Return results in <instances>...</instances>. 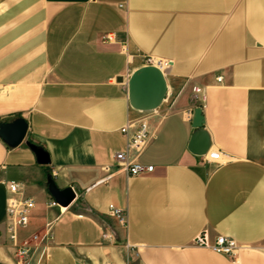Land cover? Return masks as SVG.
Returning <instances> with one entry per match:
<instances>
[{
	"label": "crops",
	"instance_id": "1",
	"mask_svg": "<svg viewBox=\"0 0 264 264\" xmlns=\"http://www.w3.org/2000/svg\"><path fill=\"white\" fill-rule=\"evenodd\" d=\"M3 1H19L41 27L31 46L0 57V124L28 123L18 147L0 138V264H264V0ZM108 34L115 42H103ZM149 59L167 64V94L142 113L128 80ZM194 86L206 91L217 163L188 150ZM143 116L151 138L138 160L154 171L132 177L114 155L126 147L122 128ZM48 176L74 189L69 207L49 205ZM10 183L35 202L17 231L31 242L25 258L5 228ZM204 230L245 248L232 259L194 246Z\"/></svg>",
	"mask_w": 264,
	"mask_h": 264
},
{
	"label": "built area",
	"instance_id": "2",
	"mask_svg": "<svg viewBox=\"0 0 264 264\" xmlns=\"http://www.w3.org/2000/svg\"><path fill=\"white\" fill-rule=\"evenodd\" d=\"M103 42H115L114 35L108 34L104 36ZM125 46L126 44H124V47ZM149 65L157 66L161 70L163 66H167L166 63L155 61L154 59L148 60L147 66ZM221 80L222 78H218V82H221ZM191 102L195 110L197 108L203 109L206 104L205 89L199 86H194ZM194 109L187 113L188 120H192ZM131 129H134L133 133H131ZM122 133L127 139L125 150L118 151L114 155L115 162L119 167V170L124 171L132 177L140 176L145 173H152L154 171V166L143 165L138 160L140 154L151 138L149 132L148 116H143L136 121L129 122L125 127L122 128ZM202 158L203 162L205 163H217L222 159L219 152H208L206 155L202 156ZM8 188L10 197L8 198L6 207L5 228L10 241L15 245L17 256L19 258H25L29 254L31 242L27 241L23 244L18 243L17 231L29 224L31 213L35 208V202L31 198L19 197L20 189L16 183H10ZM49 205L53 207L58 206L55 200H51ZM110 210L112 215L117 217L121 223H125L124 212L121 209L115 208L113 205H111ZM33 240H37V237L34 236ZM193 245L210 249L232 259H235L239 255L240 251L245 248V246L240 245L236 240L226 236H217L215 241L212 243L207 230L202 231L195 237L193 240Z\"/></svg>",
	"mask_w": 264,
	"mask_h": 264
},
{
	"label": "water",
	"instance_id": "3",
	"mask_svg": "<svg viewBox=\"0 0 264 264\" xmlns=\"http://www.w3.org/2000/svg\"><path fill=\"white\" fill-rule=\"evenodd\" d=\"M167 94V83L164 72L157 66L149 65L136 70L128 80V97L133 109L142 113H151L158 110ZM202 109L194 112V132L188 150L196 156H204L210 149V137L203 128ZM28 132V123L25 119H17L12 123L0 124V138L9 147H18L25 140ZM35 154L37 163L48 166L51 164L49 153L41 146L32 142L26 143ZM48 190L62 208L69 207L76 199L72 187L60 189L52 176L47 178Z\"/></svg>",
	"mask_w": 264,
	"mask_h": 264
},
{
	"label": "rangeland",
	"instance_id": "4",
	"mask_svg": "<svg viewBox=\"0 0 264 264\" xmlns=\"http://www.w3.org/2000/svg\"><path fill=\"white\" fill-rule=\"evenodd\" d=\"M0 0V57L9 53L18 54L25 45L31 46L39 32L41 23L24 9L19 1ZM11 66H18L17 63Z\"/></svg>",
	"mask_w": 264,
	"mask_h": 264
},
{
	"label": "bare ground",
	"instance_id": "5",
	"mask_svg": "<svg viewBox=\"0 0 264 264\" xmlns=\"http://www.w3.org/2000/svg\"><path fill=\"white\" fill-rule=\"evenodd\" d=\"M166 67V66H163V68ZM163 68H162V71H163Z\"/></svg>",
	"mask_w": 264,
	"mask_h": 264
}]
</instances>
